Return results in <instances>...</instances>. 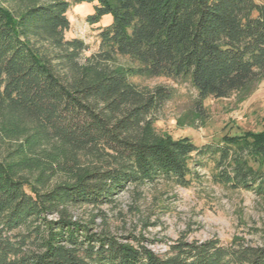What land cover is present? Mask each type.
I'll list each match as a JSON object with an SVG mask.
<instances>
[{
    "label": "trees",
    "instance_id": "obj_1",
    "mask_svg": "<svg viewBox=\"0 0 264 264\" xmlns=\"http://www.w3.org/2000/svg\"><path fill=\"white\" fill-rule=\"evenodd\" d=\"M94 9L97 50L67 38V12ZM128 64L117 63V58ZM187 81L202 102L250 93L264 79V0H0V264H264L251 244L184 236L157 253L144 235L95 230L99 206L127 185L189 187L211 165L222 185L264 197V126L195 144L160 138L154 114Z\"/></svg>",
    "mask_w": 264,
    "mask_h": 264
},
{
    "label": "rangeland",
    "instance_id": "obj_2",
    "mask_svg": "<svg viewBox=\"0 0 264 264\" xmlns=\"http://www.w3.org/2000/svg\"><path fill=\"white\" fill-rule=\"evenodd\" d=\"M94 4L82 2L67 12L70 28L66 37L80 38L88 45L80 62L97 50L98 27L112 21L111 15L106 14L97 24H88L86 16L93 12ZM116 62L128 64L122 57ZM132 80L141 86L161 85L173 89L172 97L153 116V128L160 138L189 137L200 145L223 136L263 129L264 79L244 96L206 98L202 102V118L193 113L197 109L196 93L187 81L161 76ZM196 171L199 178L189 187L163 181L127 185L113 197V202L75 206L72 215L82 220L93 216L95 230L105 229L115 236L142 234L153 241L150 247L157 253L165 251L180 236L198 241L214 237L224 244L235 238L258 243L264 233V197L216 182L211 177L210 164Z\"/></svg>",
    "mask_w": 264,
    "mask_h": 264
}]
</instances>
